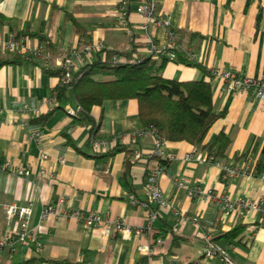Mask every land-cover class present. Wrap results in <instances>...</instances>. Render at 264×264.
I'll return each instance as SVG.
<instances>
[{"label":"crops","instance_id":"obj_1","mask_svg":"<svg viewBox=\"0 0 264 264\" xmlns=\"http://www.w3.org/2000/svg\"><path fill=\"white\" fill-rule=\"evenodd\" d=\"M120 1L0 0V59L10 55L4 44L10 37L23 41L26 48L46 47L52 56L70 50L80 53L87 44L97 43L116 51H129L134 43L138 45L136 54L145 56L150 41L157 45L168 42L164 27L148 23L136 11L141 0H128V33L118 18ZM156 11L170 16L176 50L183 55L190 50L199 59L197 64L168 61L162 76L210 83L213 108L224 114L213 123L204 141L223 132L230 143L218 159L242 166L250 157L255 172L223 178L218 166L192 156L196 147L185 141H165L163 150L169 157L165 166L155 157L146 159L153 153L155 141L149 132L131 135L140 131L137 101L106 100L91 108V116L99 124L97 134L108 141L115 139V144L126 145L142 157L131 165L129 177L122 178L124 153L118 152L104 163L92 158V141L98 139H91L88 126L68 113L76 107L73 100L63 99L62 107L43 124H28L30 118L57 104L51 93L59 84L58 76L30 60L3 64L0 237L17 227L4 206L30 203V226L38 229L40 247L21 245L14 253L1 250L0 264H56L50 260L59 259L81 264H225L217 256H206L204 249L213 243V237L238 224L245 228L226 252L230 263L264 264L263 211L226 210L187 192L199 186L231 199L264 202V100L252 90L228 89L222 79L210 73L220 67L240 77L264 78V0H159ZM97 52L94 49L89 59L77 60V67L94 61ZM24 104L39 113L23 112ZM33 130L39 132V140L29 137ZM11 167L25 169L28 174L20 176ZM155 170L160 171L157 185L170 210H158L157 203L149 199L146 183ZM179 181H185L186 188L180 187ZM59 197L72 209L94 210L112 222L123 220L130 232L104 233L102 228H87L72 217L41 219L43 207ZM156 209L157 215L149 222V213ZM156 238L161 242L156 243ZM149 248L154 249L152 254H147Z\"/></svg>","mask_w":264,"mask_h":264},{"label":"trees","instance_id":"obj_2","mask_svg":"<svg viewBox=\"0 0 264 264\" xmlns=\"http://www.w3.org/2000/svg\"><path fill=\"white\" fill-rule=\"evenodd\" d=\"M31 34L40 36L38 33ZM40 38L44 39L43 36ZM137 47L138 45L133 43L129 51L109 48L98 51L96 59L82 64L73 73L70 81L61 79L59 69L52 68L51 65L43 66L34 57L17 51L10 52L9 57L0 59V66L30 60L44 71L59 77V84L51 93L57 104L49 111L30 118L29 125L43 124L55 109L62 107L63 99L73 100L78 107L74 116L75 121L88 126L91 139H101L97 134L99 124L91 116V108L94 105H102L106 100L135 99L138 105L140 130L150 131L163 141H185L215 157H223L230 143L227 135L220 132L210 140L204 141L213 123L224 114L216 112L213 108L210 83L203 79L178 81L164 78L161 71L168 61L190 64L188 59L175 49H172L173 58L166 52L160 53L157 57L149 54L141 56L136 54ZM94 151L92 158L102 163L116 153L123 152L121 176L125 179L129 177L133 162L142 158L140 156L134 159L133 151L122 144H114L103 152ZM148 157L157 158L164 166L169 159L161 155L145 156L146 159ZM244 228V225L238 224L213 237L211 241L227 252L229 247L236 243L235 239ZM50 262L81 264L62 259Z\"/></svg>","mask_w":264,"mask_h":264},{"label":"built area","instance_id":"obj_3","mask_svg":"<svg viewBox=\"0 0 264 264\" xmlns=\"http://www.w3.org/2000/svg\"><path fill=\"white\" fill-rule=\"evenodd\" d=\"M158 2L159 0H141L136 6V11L142 16H144L148 23H151L155 26L164 27L168 35L169 40L165 44L157 45L150 41L149 46L147 48L148 54L153 57H157L160 53L166 52L170 57L173 58L174 53L172 52V49H177V40L174 32L170 29V16L167 14H160L156 11V5ZM127 4L128 0L120 1L118 18L121 26L125 28L129 33L126 9ZM22 42L23 41L16 37H10L8 40L5 41L4 44L9 52L24 50L25 53L40 61L43 66L53 65L54 68L60 70L61 79L63 81H70L73 73L78 70L77 60L89 59L90 57H92V51L94 49L97 51H104L105 49H108L101 43H97L94 45L87 44L80 53L75 50H70L62 55L52 56L46 47L26 48ZM184 55L190 63H199V59L196 53L188 50L184 53ZM210 73L214 77L222 79L226 83L228 89L252 90L257 98L264 100V78L255 79L251 77H240L235 72L229 69H222L220 67L211 69ZM77 110L78 107L76 106L75 108L68 109V113L74 117ZM22 111L26 113L29 111L39 113V109L30 108L27 104L23 105ZM1 112L2 110L0 108V113ZM145 132L151 133L150 131L140 130L136 131V133H133L131 135L139 136ZM151 134L153 135V133ZM29 137L35 140H39L40 135L37 130H33L30 132ZM153 137L155 141V149L150 155H161L164 157H168L165 151L163 150L165 141L154 135ZM115 143V139H111L109 141L105 139H98L92 141V147L98 152H103L110 149ZM47 156V153L43 152L42 157L46 159ZM140 156L141 154L137 151L133 154L134 159ZM189 156L190 155H187V157ZM192 156H194L198 161L209 162L218 166L222 171L223 178L226 179L235 177L237 175H250L256 170L251 162L250 157L245 160V163L242 166H239L236 164L222 163L218 159V157H215L214 155H211L206 151L203 152L197 148L193 149ZM59 159L61 161L63 160L62 158ZM10 170L20 176L28 174L27 170L19 167H11ZM159 172L160 171L155 170L148 176L146 188L149 193V199L157 203L158 210H170L172 208L171 205L166 201L163 195V191L157 185V175ZM41 173L42 175L44 174L43 171ZM178 184L180 187L186 188L185 181H179ZM187 192L189 196H203L208 201H211L226 210H261L264 212V202L255 201L244 197L231 199L227 194L219 193L217 191H214V189L212 188H201L199 186H193L192 188L187 189ZM131 198V200L133 201V197ZM157 209L149 213V222L155 217V215H157ZM4 211L8 218H14L16 220L17 227L15 230L9 231L6 235L0 237V251L7 250L9 253H14L21 245L29 249H31L32 247H40L38 229L30 226V203L24 205H5ZM49 216L72 217L78 220L87 228L100 227L102 228L104 233H109L113 230L123 233L130 232V228L124 224L123 220H115L112 222L109 219H103L101 215L94 210L83 211L80 209H72L69 205L66 204V199L64 197H59L55 203H47L43 207L41 211V219H45ZM155 242L160 243L161 239L156 238ZM153 251V248H149L147 254H152ZM204 253L206 256L209 257L217 256L225 264H231L226 251L215 246L213 243H207L204 249Z\"/></svg>","mask_w":264,"mask_h":264}]
</instances>
